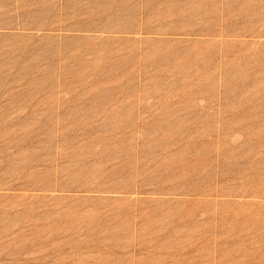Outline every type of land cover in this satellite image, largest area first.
Masks as SVG:
<instances>
[{"label": "rangeland", "instance_id": "rangeland-1", "mask_svg": "<svg viewBox=\"0 0 264 264\" xmlns=\"http://www.w3.org/2000/svg\"><path fill=\"white\" fill-rule=\"evenodd\" d=\"M0 264H264V0H0Z\"/></svg>", "mask_w": 264, "mask_h": 264}]
</instances>
